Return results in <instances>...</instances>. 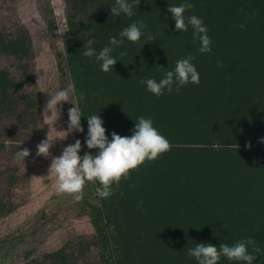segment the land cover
<instances>
[{"label": "trees", "instance_id": "1", "mask_svg": "<svg viewBox=\"0 0 264 264\" xmlns=\"http://www.w3.org/2000/svg\"><path fill=\"white\" fill-rule=\"evenodd\" d=\"M62 1L63 52L81 96L86 136L87 116L95 115L88 88L103 81V105L112 92L117 112L114 119L101 117L108 139L113 132L131 135L135 121L144 116L171 150L131 171L118 187L113 185V195L98 197V206L90 207L99 258H81L80 247L64 244L45 254L43 262L198 264L187 254L198 243L231 246L252 238L261 249L253 264H264V0H129L132 17H113L114 0ZM185 2L193 5L185 17L195 15L207 27V53L198 51L190 26L187 32L175 30L168 7ZM137 21L155 40L145 42L146 35L136 43L125 39L111 53L117 59L111 71H101L95 57L83 55L89 39L99 52L110 37L119 39ZM188 56L194 58L199 84H186L178 92L173 86L172 92L155 96L141 83L159 81ZM42 121L31 35L19 22L0 27V149L10 153L9 162H17L15 153L26 142L42 139ZM87 150L92 155L98 151ZM14 166L0 172V218L16 208L7 195L22 177ZM219 264L239 262L222 257Z\"/></svg>", "mask_w": 264, "mask_h": 264}, {"label": "rangeland", "instance_id": "2", "mask_svg": "<svg viewBox=\"0 0 264 264\" xmlns=\"http://www.w3.org/2000/svg\"><path fill=\"white\" fill-rule=\"evenodd\" d=\"M16 22L23 24L32 38L34 75L41 98L43 137L26 142L30 155L25 162V171L22 170L23 165L20 162H9L12 157L5 148L0 149V172L6 166L14 168L17 165L22 173L13 191L7 194L16 208L0 218V264H21L28 260H33L32 264H47L43 262V256L64 244L73 248L80 247L79 257L95 260L101 256V247L93 237L90 207L98 206V182L87 183L83 189L82 201L75 202L71 196L55 192V177L49 173L52 157L61 155L63 148L74 143L76 139L81 141L80 156L89 151L84 143L87 136L82 117L83 132L73 131L66 139H57L50 148L49 157L36 155V145L46 138L49 131L46 122L51 117L44 113L49 94L74 84L63 52V36L66 31L63 1L0 0V27L9 29ZM95 74L99 75V72L96 71ZM107 80L112 85V79ZM103 88V81L96 85L90 84L88 91L93 97L89 98L88 105L95 115L103 117L108 114L114 119L117 114L115 94L108 93L110 98L106 97L108 103L104 107L101 91ZM80 97L77 91L72 97L73 103L79 107ZM71 106V102L58 105L60 118L53 122V128L50 126L52 135H62L58 131L67 129L68 109ZM47 114L51 115V112ZM1 178L3 179L2 176ZM77 242L80 243L76 244Z\"/></svg>", "mask_w": 264, "mask_h": 264}, {"label": "clouds", "instance_id": "3", "mask_svg": "<svg viewBox=\"0 0 264 264\" xmlns=\"http://www.w3.org/2000/svg\"><path fill=\"white\" fill-rule=\"evenodd\" d=\"M192 7L191 3L185 2L179 6L168 7V11L175 21V30L187 32L190 26L193 40H198L200 43L198 51L201 54L207 53L211 51V39L207 34V27L201 18L195 15L186 18L184 15L185 11ZM109 11L113 17H119L121 14L128 17L134 15L133 4L129 0H114ZM144 27L143 21L131 23L119 33V39L110 37L108 46L103 47L99 52L92 47L94 39H89L83 55L95 57V60L100 63L101 71L107 73L113 69L117 61L111 54L113 49L120 47L125 39L136 43L142 35H146L145 42L155 40L151 35L142 32ZM120 55L124 56L126 52H121ZM193 59L192 56L179 59L176 61L174 69L167 71L159 81L148 78L141 80V83L155 96L162 95L164 90L172 92L173 86L178 92L186 84H199L200 77L192 63ZM75 93L74 84H69L67 88L49 94L44 108L45 115L51 117V120L46 122L49 125V131L46 138L36 145L37 156H51L50 148L57 139L62 141L70 132L84 131L81 126V117L84 115H82L79 105L72 101ZM63 102H71L72 105L68 109V126L66 130L58 131L62 132V135H52L50 126L53 128V122L60 118L58 105H62ZM48 112H51V115H48ZM87 125V137L84 143L88 149H98L96 154L85 152L83 156H80L81 141L76 139L74 143L63 148L61 155L52 157L49 167V173L55 177V192L71 196L75 202L82 201L83 189L89 182H98L100 187L97 189V195L104 199L109 198L114 192L113 185L118 187L121 179H127L131 171L137 170L146 161L158 159L160 155L171 150L169 141L153 126L152 120L144 116L138 117L135 121L131 135L121 136L113 132L111 140L105 134L106 129L103 127L100 115L87 116ZM29 155L28 148H23L15 153V160L23 165V171H25V158ZM132 186L134 187V185ZM249 246H252L251 252H249ZM260 253L261 249L256 246L254 239L248 238L237 241L231 246L220 243L217 247L212 243L201 242L194 248L188 249L187 254L194 257L198 264H219L222 257L228 261L239 262V264H253Z\"/></svg>", "mask_w": 264, "mask_h": 264}]
</instances>
